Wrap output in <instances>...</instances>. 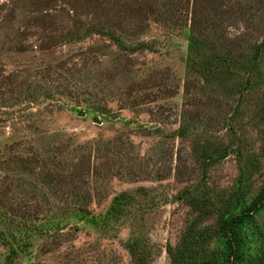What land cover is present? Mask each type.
<instances>
[{"label": "rangeland", "instance_id": "374dc122", "mask_svg": "<svg viewBox=\"0 0 264 264\" xmlns=\"http://www.w3.org/2000/svg\"><path fill=\"white\" fill-rule=\"evenodd\" d=\"M89 1L0 0L1 84L19 70L31 82L40 64L51 65L61 87L76 83L80 94L0 100V163L10 166L1 170L12 174V155L39 150L38 165L21 166L39 169L47 186L36 192L29 179L9 180L0 264H171L167 250H177L191 224L193 264L220 262L217 219L264 186V0H144L133 13L125 5L134 0L82 5ZM147 4L155 12L166 5L161 22L144 15ZM90 27L115 28L117 41L83 37ZM60 35L71 36L54 43ZM193 38L228 59L199 71ZM91 103L101 111L90 112ZM10 144L20 147L10 154ZM204 151L212 157L203 164ZM23 197L42 211L27 230L4 214L22 208ZM259 208L239 229L243 264H264V202ZM18 244L26 250L8 254Z\"/></svg>", "mask_w": 264, "mask_h": 264}, {"label": "trees", "instance_id": "16d2710c", "mask_svg": "<svg viewBox=\"0 0 264 264\" xmlns=\"http://www.w3.org/2000/svg\"><path fill=\"white\" fill-rule=\"evenodd\" d=\"M96 1L101 6H103L104 4L106 6V3L107 2L111 3L112 0H96ZM143 1L144 0H134L133 2L129 1V2H126L127 4L125 6H127V8L130 9V11H132V13H133L134 12L133 9H139L140 7L143 6V4L146 3V2L141 3ZM91 2H92V0H90L89 2H82L83 3L82 5L87 7L91 4ZM148 5L149 4H147V6ZM46 7H47V5H46ZM165 7H166V5L161 4V5H159V9H158L159 11L155 12V4L150 5L145 9L144 15L146 13L147 16L151 17V15L156 14L155 19L160 20L159 22H161L163 15L165 13V12H163ZM47 11H48V9L46 8L45 10L40 12V15L46 14ZM49 11H50V9H49ZM193 17L194 16H192V20H194ZM193 24H194V27H196V28L198 27V25L196 24V21H193ZM193 24H192V26H193ZM92 30H93V28L90 27V29L85 31V35L83 37H87L89 35L96 34V35H101L103 37H108L112 40L117 41V39L115 38V35H114V33H116V31H114L115 28H114V30L98 29V31L96 33H93ZM60 36L61 37H54L53 38L54 43H56L58 40L61 41V40H64L65 38H69L71 35H65V36L60 35ZM197 38H199V35ZM201 43L198 41V39L193 38L190 41V47H189L191 58L194 61H198V62L200 61L199 65L197 66V69L199 71L203 72V69L201 68V64L203 62H206V63L210 62L211 63L214 60H219V63H225L226 62V60L228 59V56H227L226 60H224L223 57H220L221 54H217V55L213 56L212 54L206 53V52H204V49L202 47H200ZM206 43H211V45H212L211 47L214 50H216L214 45L216 46L217 44H214L213 42H211L210 38H206ZM141 45H143V44H140V47H142ZM217 46H219V45H217ZM34 48H35V50H37L39 47L34 45ZM261 48H262V44L257 45L255 48V53H254V56L252 58L254 63H256V61H257V56L259 55ZM222 60H224V61H222ZM196 63L197 62H195V64ZM39 67H40V71L37 72L35 78L33 77V80L31 82H28L25 79H23V77H21L24 75V72L21 70H19V72H12V74H9L8 76H6L7 79H5V81L7 82V85L5 83L1 84V82H0V100H4L3 105H4L5 101H6V103H8L9 101H10V103H14L20 99H22L23 101L27 100L29 103H32L33 101L40 100L39 98L41 95H43L47 98H50V97H52V95H54L51 92L55 93L58 91L59 92L55 93V95L57 94L60 97L61 96H69V97L75 98L76 96L80 95L79 93H74L77 89L76 83H74V90H70V88H68L69 87L68 84L66 85L65 88L61 87L64 84L58 82V80L55 76L57 74V72L52 74V70L54 69V67H52L51 65L42 66L41 64L39 65ZM47 72H48V75L45 76L44 73H47ZM18 74H21V76H19ZM1 75H2L1 76V78H2L3 74H1ZM10 84L13 86L12 88H11ZM73 94H74V96H73ZM106 109L104 111H107ZM94 110L95 111H97V110L101 111V108H99V107H97V105H93L91 103L90 104V112L91 111L95 112ZM3 121H5V120L0 119V124L3 123ZM42 137L43 136H40V141L45 139ZM16 147H20V146L10 144L7 147L9 150L8 153L11 154V151H14L16 149ZM24 151H26L27 156H30V158H24V156L20 157V156L12 155V157H10V159H8L10 163L17 164V167L15 168V172H12V174H10L9 172L3 171V170H7L8 168H10V166H8V168H6L4 166L2 167V164H5V161H3L4 159L2 160L3 163H0V197L2 195L9 193V190H7V189L9 188V180L11 179V177H16L18 180H21L25 184L30 183V182H26L29 179L33 185H36L34 191H36L39 188V190H37L36 192H39L41 189H43V187H47V186H43L44 183L41 182V180H42L41 174L37 172V171H39V169L36 171L34 168H29V167H26L23 165L21 166V164H24V163L27 164V162L29 160H32L31 163L33 165H36V164L38 165V161H39L38 159L40 157L39 156L40 154H38V153H40V151L39 150L33 151V148H30V149L26 148V149H24ZM56 154H58V153L55 152L54 155H56ZM211 157H212L211 154H208L204 151V152L199 154L198 158L204 164ZM222 157H223V155H222ZM51 164L55 165L56 167L63 168V169L65 167L64 165L61 166V163L59 164V163L54 162V161H51ZM30 165L31 164H29L28 166H30ZM35 168H38V167H35ZM73 168H76V166L74 165ZM73 168H71V169L73 170ZM1 169H3V170H1ZM38 175L40 176L39 181L37 180ZM54 177H55V175H54ZM42 195L45 196V192H43ZM22 200H23V204H24V206H22V208H20V207L10 208V209H8L9 211L4 212V214L11 216L13 218V219H10V222H11V224H16L15 227H17L18 229L22 228V229L27 230V228L34 227V223H36V221L39 220L38 215H41L42 211H41V209H38V208L33 209V207L30 206L31 205L30 201L26 200L24 197L22 198ZM263 202H264V186L260 189V192L257 194V196L253 200H251L249 203H246V204H243L242 206H240V209L237 212L228 213L227 215L219 216V218L217 219V228L214 231L213 235H214V237L218 238L219 240H221L223 242L224 251H223V254H221V257H220L221 261L220 262L218 261L217 258H213L211 260L210 264H243L244 256H243V251H242L243 250L242 242H241V239L239 236V229H240L241 225L248 222L249 219H251L253 217V215L259 211V209H260L259 207L263 204ZM187 203L189 204V206L193 210L196 211L197 209H199L198 213L200 216L206 215L208 213V212L203 210L204 205L203 204L201 205V203H199L196 198H194V199L189 198V202H187ZM6 204L7 203H4V200L0 199V208L5 207ZM194 228H195L194 224H191V227H189V230H188L189 231L188 237L182 241V243L178 246L176 251H173L170 248L167 250L168 256L170 257V263L171 264H193V262L195 261V256H194V254H192V249H191V244H192V242H194V240H192L194 238V235H192ZM2 243L4 246L7 245L5 240H3V242H0L1 245H2ZM17 247H18L17 250L15 248H12L8 254H18L19 251L24 252L26 250L25 244H18ZM9 259H11V258L9 257Z\"/></svg>", "mask_w": 264, "mask_h": 264}]
</instances>
